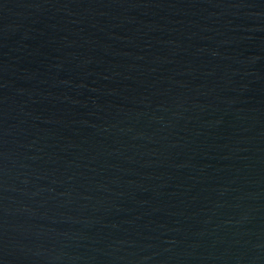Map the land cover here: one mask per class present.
<instances>
[{
  "label": "water",
  "instance_id": "obj_1",
  "mask_svg": "<svg viewBox=\"0 0 264 264\" xmlns=\"http://www.w3.org/2000/svg\"><path fill=\"white\" fill-rule=\"evenodd\" d=\"M0 264H264V0H0Z\"/></svg>",
  "mask_w": 264,
  "mask_h": 264
}]
</instances>
